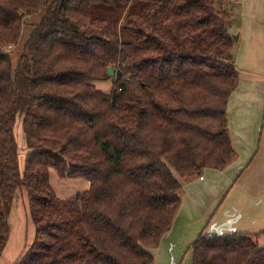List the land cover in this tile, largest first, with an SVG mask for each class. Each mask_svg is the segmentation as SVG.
<instances>
[{
    "label": "trees",
    "instance_id": "obj_1",
    "mask_svg": "<svg viewBox=\"0 0 264 264\" xmlns=\"http://www.w3.org/2000/svg\"><path fill=\"white\" fill-rule=\"evenodd\" d=\"M222 1L0 0V255L25 192L34 237L13 264H154L181 205L178 178L235 157ZM108 69L104 93L94 83ZM50 171L89 188L60 199ZM262 240L201 232L187 251L191 264H264Z\"/></svg>",
    "mask_w": 264,
    "mask_h": 264
},
{
    "label": "crops",
    "instance_id": "obj_2",
    "mask_svg": "<svg viewBox=\"0 0 264 264\" xmlns=\"http://www.w3.org/2000/svg\"><path fill=\"white\" fill-rule=\"evenodd\" d=\"M246 1H222L230 15L228 32L237 38L233 56L238 84L226 107L227 129L235 157L223 170L206 168L189 180L178 178L182 187L181 205L170 230L158 247L150 250L154 264H177L184 261L185 254L191 264L187 249L201 232L256 234L264 231V34L259 22L251 25L242 21L238 27L232 26L233 8L237 6L239 13L245 14ZM29 31L24 30L20 47ZM104 82L97 81L94 85L103 91ZM19 150L24 155L23 143ZM49 176L53 190V181L65 189L64 194L55 193L60 199L89 188L83 179H60L55 171H50ZM20 198V201L15 198L10 213L19 214V224L23 225L20 231L24 230L26 239L29 232L34 237V227L28 218L26 197ZM25 247L15 252L17 258ZM3 254L6 256L7 251Z\"/></svg>",
    "mask_w": 264,
    "mask_h": 264
},
{
    "label": "rangeland",
    "instance_id": "obj_3",
    "mask_svg": "<svg viewBox=\"0 0 264 264\" xmlns=\"http://www.w3.org/2000/svg\"><path fill=\"white\" fill-rule=\"evenodd\" d=\"M232 17H233L232 18L233 19L232 26H234V28L236 26L238 27L239 22H242V21L246 22V23H250L251 25L252 24L255 25L256 23L259 22V24L261 25V28H262L261 31L264 34V0H247L246 1V13L245 14L239 13V11L237 10V6H236V8H233ZM24 30L28 32L29 26H26L24 28ZM24 30H23V33H24ZM23 33H22V37H23ZM19 45H20V43H19ZM6 50L8 51V53L13 54V56L14 55L17 56V54H19V48L18 47L7 48ZM16 59L17 58H15L14 61ZM112 76H109V78L107 80H105V82L103 83L105 86V89H103V91L104 90L106 91L104 93H109V91L111 90L112 80H113ZM98 89H100V86L98 87ZM17 143L19 146L18 148H20L21 144L23 143V136H22V140H21L20 134H17ZM51 183H52V180H51ZM53 184H54V188H55V190H54L55 193L57 191L60 192L61 194L65 193V189H63L61 186H59V184L55 183L54 181H53ZM17 197H18L17 200L20 201L21 200L20 197H25V192L19 193L17 195ZM57 197L60 198V196H58V195H57ZM12 213L13 212L9 213V216H8V222L10 225V233L8 236V241L6 243V247L3 251V253L4 252L6 253V251H7V255L5 256L3 253L0 255V257H1L0 263L1 264H4V262H5V264H12L11 262L13 260V256H16V258L18 256V253H17V255H15L16 254L15 252H17L18 250L20 252L24 245H26L25 248L30 247V245L32 243V239H33L31 232H29L27 234L26 239H25L24 230L22 229V231H20L23 225H22V223H21V225L19 224V222H20L19 217H18L19 214L18 213L12 214ZM11 219H12V221H11ZM20 238H21V242H20ZM18 239H19V244H18ZM263 242L264 241L262 240V243ZM16 258L14 259L13 262L16 261ZM183 258H184V261L181 260L180 263H177V264H190V262H188V260H187L186 254L183 256Z\"/></svg>",
    "mask_w": 264,
    "mask_h": 264
},
{
    "label": "water",
    "instance_id": "obj_4",
    "mask_svg": "<svg viewBox=\"0 0 264 264\" xmlns=\"http://www.w3.org/2000/svg\"><path fill=\"white\" fill-rule=\"evenodd\" d=\"M232 39L234 40V41H236V36H232ZM107 72H108V74L110 75V76H112L113 75V73H112V70L111 69H108L107 70Z\"/></svg>",
    "mask_w": 264,
    "mask_h": 264
}]
</instances>
